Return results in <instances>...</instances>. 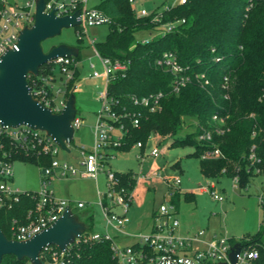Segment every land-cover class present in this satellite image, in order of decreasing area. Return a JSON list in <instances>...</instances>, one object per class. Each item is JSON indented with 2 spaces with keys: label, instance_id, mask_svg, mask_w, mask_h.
Here are the masks:
<instances>
[{
  "label": "trees",
  "instance_id": "1",
  "mask_svg": "<svg viewBox=\"0 0 264 264\" xmlns=\"http://www.w3.org/2000/svg\"><path fill=\"white\" fill-rule=\"evenodd\" d=\"M2 6L0 0V9ZM78 7H82L81 2ZM95 7L110 18L105 40L95 42V47L103 56L130 61L125 76L110 80L108 92L119 101L120 109L125 107L126 111L139 115L140 120L139 125L134 126L131 116L124 119L127 126L124 143L114 150H129L137 142L145 148L154 133L160 137L171 136L174 138L171 146L195 147L191 154L201 159L200 168L205 176L219 178L225 168V174L239 175V187L246 188L257 175L248 160L252 144L257 145L259 165L264 171V0H187L165 11L163 17L164 21L184 18L185 22L173 31L159 32L147 40L138 39L137 33L158 31L157 24L152 15H137L130 0H101ZM165 51L174 52L191 77L177 93L171 91L174 75L157 64ZM79 56L80 53L76 60ZM46 66L43 64L40 71ZM202 74L209 83L204 82ZM226 76L227 89L223 86ZM34 77L28 75L31 85ZM77 79L78 70L69 82L68 95ZM160 90L166 92L160 111L149 112L134 106L130 100L132 94L140 96ZM216 114L224 118V122L215 121ZM193 119L194 124L189 122ZM218 127L224 132L219 133ZM184 128L190 130L183 138H177ZM206 129L212 131V139L200 140L199 135ZM214 148H219L223 155L202 158L206 151ZM14 159L35 161L42 166L48 165L52 156L15 155ZM115 173L121 185L134 189V171ZM172 201L178 204V193H174ZM34 205L31 195L23 194L11 209H0V227L9 238L13 221L25 223ZM261 205L264 207V202ZM86 218L88 232L93 213H87ZM237 242L243 247L259 249L260 256L253 264H264V242L259 233L246 241L231 238L232 245ZM27 260L6 255L0 264H26ZM72 264H118V261L111 241H81L74 249Z\"/></svg>",
  "mask_w": 264,
  "mask_h": 264
},
{
  "label": "built area",
  "instance_id": "2",
  "mask_svg": "<svg viewBox=\"0 0 264 264\" xmlns=\"http://www.w3.org/2000/svg\"><path fill=\"white\" fill-rule=\"evenodd\" d=\"M37 0H26L23 4L10 3L2 0L3 6L0 9V59L8 48L18 49V39L21 29L31 26L35 20ZM82 7H78V3ZM133 4L135 0H130ZM187 0H162L163 8L152 11L142 8H135L137 15H152L153 21L157 24L160 33H166L176 29L185 19H175L164 21V12L172 9L176 5L185 4ZM57 8L59 15L72 14L77 9L81 11V25L88 26L110 22V18L96 7H88L87 0H49L46 2V11ZM83 33V32H80ZM147 40V39H143ZM93 45L95 55L99 58L103 67V72L94 70L93 76L101 77L105 85L100 90L98 98L102 102L101 108L97 112V121L94 127V141L91 149L81 147L82 168H77L72 163L61 160L58 154L62 149L55 139L45 130L34 128L28 124H18L11 126L0 120V209H11L20 200L21 195H31L35 200V205L27 213L26 222L20 223L16 219L11 226L12 239L26 240L36 233L52 225L70 206L71 200L57 197L50 188L53 178L60 176L76 175L82 173L97 179L100 171H107L108 190L105 193L98 191L99 205L105 219L106 227L113 228L118 232L137 238L133 244L119 245L114 242L113 236L106 233L87 232L86 230L77 236L66 248L57 245H45L40 251L41 264H72L74 249L81 241H111V248L118 264H220L228 261L232 248L231 237L227 235H214L210 239H204V229L193 234L184 235L179 232L180 221L177 215L176 206L173 202L161 204L154 213L153 227L148 232H127L125 226L130 222L129 211L134 198V189H127L121 185V180L116 176L115 170L104 169V163L113 156L108 150L120 147L124 143L127 133L125 118L131 116L134 126L140 123L139 115L126 111L125 107L120 109L119 101L108 92V85L111 79L118 75L125 76L130 66V61L112 59L103 56L95 47V41L90 40ZM47 66L32 79L31 92L38 101L48 106L55 113H60L66 105L68 99V85L74 79L78 60L75 56H57L45 63ZM157 64L173 75L171 91L179 92L189 81L190 75L186 73V68L181 65L177 56L172 51H165L157 60ZM91 66L95 64L91 62ZM31 75V74H29ZM204 82L209 83V79L204 74ZM76 85V84H75ZM223 86L229 88L228 77H225ZM166 92L163 90L151 92L145 95H130L132 104L136 107L146 108L149 112L162 110ZM228 96V95H226ZM215 121L224 122V118L214 115ZM72 125L77 128L81 125V118L76 114L72 120ZM219 133L224 129L217 128ZM200 140L209 141L212 139V131L204 130L199 135ZM133 147H142L141 142H137ZM256 144H252L248 154L250 167L256 174L264 171L260 167L261 158L256 152ZM111 151V150H110ZM161 150L156 144L149 154L151 156L160 155ZM20 155L26 158H34L51 155L52 159L48 165L41 166L43 175L42 185L39 191H21L13 187V166L14 156ZM222 152L219 148L206 151L202 158L220 157ZM138 157L144 158L139 154ZM148 173L142 171L134 173L136 182L140 179H147ZM235 186H239V175L234 177ZM180 177L168 179L170 187L179 186ZM216 200H223V196L214 189L215 185L208 183L201 185ZM172 194V193H171ZM260 203L264 202L263 194L259 195ZM78 207H83L84 203L78 202ZM260 256L257 248L243 247L237 254L235 264H253ZM26 264H33L29 259Z\"/></svg>",
  "mask_w": 264,
  "mask_h": 264
},
{
  "label": "rangeland",
  "instance_id": "3",
  "mask_svg": "<svg viewBox=\"0 0 264 264\" xmlns=\"http://www.w3.org/2000/svg\"><path fill=\"white\" fill-rule=\"evenodd\" d=\"M8 1L13 4L14 2L23 4L26 0ZM100 2L101 0H87V6L95 7ZM133 6L138 10L145 8L149 11L163 8L162 0H135ZM108 32V23L82 26L81 28L69 26L62 28L59 34L42 42L46 51L55 45L63 43L72 48L75 53H80L77 65L78 79L76 81L77 88L74 92V105L78 116L81 118V125L75 128L73 141L69 144L70 151L61 149L58 154L59 159L66 160L77 168H82L80 164L82 155L78 147L84 145L88 150L93 147L97 112L102 106L98 96L100 90L105 87L101 77L93 76L94 70L102 73L103 67L99 58L95 55L90 40L95 42L103 41ZM157 33H159L157 30L140 31L137 33V38H152ZM91 62L95 64V67L91 66ZM189 122L194 124L196 120L193 119ZM188 130L190 129L184 128L177 135V138H183ZM173 139L171 136L160 137L157 133L152 134L146 142L145 149L150 152L159 143L161 153L156 157H148L145 162H141V158H137V153L140 151L139 147H132L124 151L110 149L114 156L103 164L106 170L146 172L153 160L156 161L159 167L157 173H159L160 178L157 183H154L155 185L150 184L149 186L146 183L145 187L144 180L137 182L133 191L137 198H135L132 209L130 208V222L125 226V231L148 233L150 230L142 227V224L138 222L139 217L150 211L152 207L159 208L161 204L173 202L171 193L177 192L179 195L178 218L180 223H187L193 220L195 224V222L199 221L204 227L208 226L210 232H216L219 236L227 235L235 241H246L259 233L264 242V207H262L259 200V195L263 194L264 196V172L255 175L246 188L235 186L234 178L225 174V168L221 171L223 174L221 177H207L201 171V159L191 154L195 147L188 144L171 146L170 142ZM177 162L179 164L175 166ZM106 172L104 170L100 171L98 180L82 173L74 176L55 177L50 183V188L57 197L70 198L73 201L71 203L72 210L86 227L89 224L86 218L87 213H93L92 227L88 230L89 233L108 232L113 236L115 243L119 245L130 244L137 241V238L106 227L99 205L98 194V191L105 193L108 190ZM165 177H171L172 179L180 177L181 182L177 186L179 188L170 187ZM42 178L43 175L39 163L15 160L12 179L13 187L21 191H39L42 185ZM208 183H216V190L224 197L223 200H216L211 194L199 191L195 192L193 199L186 192ZM138 188L139 193L135 194ZM141 200L142 205L139 208L136 207L138 203H141ZM78 202L84 203V206L78 207ZM134 209L136 210L135 212ZM191 226L192 224L189 223L188 228ZM193 227L196 228V226ZM195 231L197 230H192V232Z\"/></svg>",
  "mask_w": 264,
  "mask_h": 264
},
{
  "label": "water",
  "instance_id": "4",
  "mask_svg": "<svg viewBox=\"0 0 264 264\" xmlns=\"http://www.w3.org/2000/svg\"><path fill=\"white\" fill-rule=\"evenodd\" d=\"M47 0L36 1L35 20L31 26L21 29L18 49L8 48L0 59V120L11 126L28 124L45 130L63 150L69 151L75 128L72 120L77 114L74 105V92L71 90L66 105L60 113H55L48 106L34 98L29 74H37L40 67L57 56H78L66 44H58L48 51L42 42L59 34L64 27L80 26L81 11L59 15L57 8L46 11ZM87 229L86 225L68 206L63 214L49 227L26 240L9 238L0 227V263L6 255H13L19 260L29 259L33 264H41L40 251L48 244L66 248L77 236ZM242 245L235 243L228 261L220 264H235Z\"/></svg>",
  "mask_w": 264,
  "mask_h": 264
},
{
  "label": "crops",
  "instance_id": "5",
  "mask_svg": "<svg viewBox=\"0 0 264 264\" xmlns=\"http://www.w3.org/2000/svg\"><path fill=\"white\" fill-rule=\"evenodd\" d=\"M14 3H16V2H14ZM143 39H147V38H143ZM171 143V142H170ZM157 144H159V143H157ZM171 145V144H170ZM82 146H84V145H82ZM81 146V147H82ZM69 147H70V145H69ZM81 147H78L79 149H80V151H81ZM70 151V150H69ZM108 153H111V151L110 150H108ZM139 154H142V155H144V158L143 159H141V162H145V161H147L146 159L148 158V157H150L151 155L149 154V152H147L146 151V149L145 148H140V151L137 153V158H140V157H138V155ZM114 156V155H113ZM111 158V157H110ZM109 158V159H110ZM109 159H108V161H109ZM107 161V162H108ZM175 166H178V164H176ZM158 164L156 163V161L155 160H153L152 162H151V166H150V168L146 171V172H144V171H142V172H144V173H148L149 174V176H148V178L147 179H140V180H144V185L147 183L149 186H150V184H154V183H157V180L160 178L159 177V173H157V171H158ZM81 169V168H80ZM115 171H121V170H115ZM127 171H129V170H127ZM133 171V170H132ZM123 172H126V171H123ZM135 173H137V172H135ZM98 176H99V174H98ZM98 176H97V179L96 180H98ZM168 179H172L171 177H165V180L167 181V183H168ZM140 180H138V181H140ZM137 181V182H138ZM137 182H136V184H137ZM212 184H214L215 185V187H214V189H216V183H212ZM155 185V184H154ZM136 186V185H135ZM145 187H146V185H145ZM179 188V187H178ZM134 189H135V187H134ZM196 191H199V192H203V193H209L210 194V192H208L205 188H203L201 185L199 186V187H197L196 189H194V190H187L186 192H187V194L188 195H190V196H192V198L195 196V192ZM137 193H135V194H138L139 193V188L137 189V191H136ZM175 193V192H174ZM174 193H172V196H174ZM177 193V192H176ZM138 196V195H137ZM135 198H137V197H135V195H134V198H133V201H132V204H131V209H132V206H133V204L135 203ZM70 199V198H69ZM194 199V198H193ZM71 200V199H70ZM73 201L71 200V203H72ZM175 204V203H174ZM142 205V200H141V203H138V205H136V207H140ZM175 206H176V211H177V215H178V213H179V202H178V204L176 205L175 204ZM135 208V207H134ZM141 209V208H140ZM136 210H138L137 208H136ZM135 209H134V212L136 211ZM158 210V208H155V207H152L151 208V210L150 211H147L146 213H144V215L142 216V217H139V219H138V222L139 223H141L142 224V227H145V228H148L149 230H151L152 229V227H153V217H154V213L156 212ZM140 212V211H139ZM189 223H191L192 224V226L190 227V228H188L189 227ZM202 224L199 222V221H197V222H195V224H194V221L193 220H190V222H187V223H180V226H179V232L181 233V234H184V235H189V234H193V233H195V232H197V231H199V230H201V229H204L205 230V233H204V235H203V238L204 239H210L211 237H213L214 235H217L216 234V232H210V229H209V227L208 226H206V227H204L203 225L201 226ZM193 226H196V228H194ZM193 227V228H192ZM197 230V231H195V232H192V230ZM136 241H134V242H132V243H130V244H133V243H135ZM127 245V244H126Z\"/></svg>",
  "mask_w": 264,
  "mask_h": 264
}]
</instances>
